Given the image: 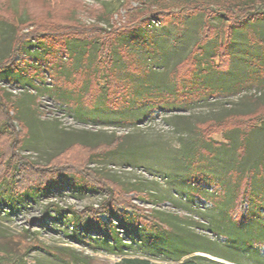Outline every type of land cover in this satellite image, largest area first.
I'll return each instance as SVG.
<instances>
[{
    "label": "rangeland",
    "instance_id": "374dc122",
    "mask_svg": "<svg viewBox=\"0 0 264 264\" xmlns=\"http://www.w3.org/2000/svg\"><path fill=\"white\" fill-rule=\"evenodd\" d=\"M142 2L129 0L126 8L120 0H0L3 20L0 21V62L10 55L14 25L22 28L25 35L33 30L37 20L96 25L97 33H108L125 23L128 9L141 10ZM99 9L113 14L111 19L100 13L91 15ZM261 13L264 14V8ZM210 23L212 27L226 25L221 18H213ZM203 24L202 15H185L166 27L149 23L147 28L152 34H145L146 29H142L118 38V46L133 43L135 47L129 48L132 52L125 59L118 54L121 50L107 54L111 60L109 69H113L109 72L107 91L106 74L101 73V67L98 68L101 76L98 81L94 78L92 89L88 77L82 78L84 72L90 74L97 69L95 41L73 42L72 53L78 52L79 57L73 58L69 67L63 61L57 67L54 58L61 56L55 44H26L15 56L17 62L23 60L18 66V81H12L13 71L9 67L0 68V106L7 101L13 103L17 114L12 111L9 114L18 117L26 129L24 134L20 124L14 122L17 137L12 143L17 144L16 148L0 138L3 161L9 160L13 150L21 157L16 163L5 162L0 173L13 175L19 183V179L25 178L26 163L46 167L55 155L72 144L110 146L109 152L95 157L85 167L145 194L147 200L130 194L131 204L145 214L154 210V215L168 224L175 239L170 242V239L148 238L140 227L134 229V237L121 232L119 238L128 246L125 252L129 256L158 258L157 262L165 260L170 264L192 259L196 264H264V126L232 119L234 114L264 110V16L233 27L229 50H218L215 54L218 38L209 41L204 46L199 69L193 60L189 61L185 77L192 83L189 92L201 94L187 103L180 101L182 96L176 94L175 76L173 80L169 73L199 40ZM135 37L140 42H134ZM86 46L88 57L82 60L84 56L79 52ZM30 53L56 66L62 82L57 85L53 81L49 65L43 63L45 66L41 67L36 60L29 61ZM151 53L150 59L145 57ZM61 60L67 59L63 56ZM80 68H83L81 74L72 79ZM129 76L134 79L129 80ZM200 77L205 79L203 88ZM163 95L167 99L161 104ZM173 100L176 103L170 104ZM227 119L235 126L220 133L217 126L226 124ZM209 121L214 127L206 131L209 141H205L202 123ZM243 133L247 137L241 148ZM86 157L87 151L75 147L64 154L62 162L82 164ZM195 176L210 183L205 187L200 182L199 187L207 188L205 194L215 197V205L208 199L196 198L199 205L193 201L191 191L196 186L191 179ZM243 177L250 180L247 184L250 194L234 212V198ZM53 184L48 190L29 193L13 208L0 204V237L18 244L23 242L20 264H61L38 248L27 249L37 243L90 255L94 257L92 264L118 262L121 257L108 252L113 248H103L95 241L94 233L88 244L81 236H74L70 215L57 212L64 208L77 211L97 207L107 198L106 193L65 180ZM50 203L56 207H48ZM44 211L48 215L41 220ZM101 220L105 222L106 216H101ZM179 242L184 246H179L177 254L167 250L168 245ZM183 250L192 255L183 256L178 262L167 261L178 257Z\"/></svg>",
    "mask_w": 264,
    "mask_h": 264
},
{
    "label": "trees",
    "instance_id": "16d2710c",
    "mask_svg": "<svg viewBox=\"0 0 264 264\" xmlns=\"http://www.w3.org/2000/svg\"><path fill=\"white\" fill-rule=\"evenodd\" d=\"M120 1L123 2L122 4L124 7H129V0ZM142 6L143 8L141 10L128 9L126 18L127 20L125 21V23L119 28L115 27L114 29H111L108 33H97L98 27L96 25H81L76 22L61 24L60 22L55 23L48 20V22H41L37 20L33 24V30L25 35L22 33V28L14 25L16 31L14 38L11 41L10 55L0 62V68L2 69V67H9V69L13 71V74H11V77H13L11 78L12 81H18V78H20L16 76L20 71L18 66L22 64L23 60L17 62V59L15 60V56L23 50L26 44H29L31 42L38 44H46L47 42H49L51 44H55L56 46H58V55H60L61 58L64 56L67 59L66 61H64L61 60V58H58V56H55L56 58L54 59H56L57 67L59 66V63L61 61H63V65L65 67H69V64H71L72 60H74L73 58L79 57L77 56L78 52H76L75 54L72 53V49L74 47L73 42L86 43L95 41V44L98 45V49L95 52L97 63L95 68L98 69L99 67H101V73L104 72L106 74V83L108 86L106 87L105 91H107L109 90V72L110 70H113L112 68L109 69L111 60L107 59L108 55H110L115 50L117 52L121 50L122 53L118 52V54H120V56H123V59H125V57L129 55V52H132L129 48L133 46V43H131L129 46L123 44L118 46V38L128 33L134 35L137 31H140L142 29H146L145 34H152V31H149V29L147 28L149 23H158V25H160L161 27H166L170 24V22L182 19L185 15L194 16L199 14L202 15V21L204 23L201 29L199 40L193 45L185 58L174 64V68L169 73V76H171L173 80L175 76L174 82L176 84V94L182 96V100L180 101H186L187 103H189L196 99L197 96H199L198 94H201L200 91H193V93L189 92V87L192 83H190L191 81L185 79L187 71L189 69L187 67V64L190 63L189 61L193 60L199 69V65L201 61H203L202 58L205 53L204 46L209 41L213 40V38H218V42L215 46V54L219 52L218 50H229V44L232 40L231 31L233 27L238 28L243 22H254L255 20L264 16V14L261 13V10L264 8V0H144V2H142ZM99 13L106 19H108L109 17L111 19L113 15L108 14L104 9L92 11L91 15L95 17ZM213 18L223 19L226 25L222 28L215 26L212 27L210 21L213 20ZM0 21L3 20L0 18ZM96 21L99 22L98 17L96 18ZM134 42H140L139 38L135 37ZM143 42L144 40L141 42V45ZM151 46L153 47L154 43ZM123 49H125V51H123ZM87 50L88 47L86 46L83 48L82 52H79L80 54L82 53L81 56H84L82 60H86V57H88ZM152 54L153 53H151L149 56L146 55L145 57H148V59H150V56H152ZM142 56H144V54H142ZM28 57L29 61L32 59L36 60L38 65H40L41 67H44L45 64L49 65L48 62H45L46 60L41 61V58L33 56V54L31 53L28 54ZM57 67H54L53 65L48 66L49 70L53 71L52 73H50L53 81H56V84H59L60 82H62V80L59 79L60 76L58 75L59 70L57 69ZM97 69L94 73L90 72V74H86V71L84 72L85 74L82 75V78L88 77V81L90 84L89 89H92L94 78H96V80L98 81L101 76L99 69ZM82 71L83 68L77 69V71L73 73L72 79H75L74 77L76 76V74L77 76H79ZM201 77H203V75H201ZM201 77L198 80L201 84V87L203 88L205 87L203 85L205 79ZM23 78L25 77L23 76ZM130 78L134 79V77L132 76H129V80ZM163 99L162 101L160 99L161 104L164 103V101L167 99V96L164 97L163 95ZM173 102H175V100L169 101L170 104H173ZM262 107H264V104ZM14 109L15 108L13 103L9 101L4 103L3 106H0V138L10 141L12 148L18 147L17 144L12 143V139L17 137V133H15L13 124L14 122H18L20 124V122L17 120L18 117L14 118L9 114L11 111V113L17 114L16 110L14 112ZM229 119H227L226 124H224L225 126L223 124L217 126L220 133L229 132L231 129L230 127L235 126L233 125V123L228 122L230 121ZM232 119H239L246 122L252 121L254 123L253 126L256 127H258L259 125L264 126V110H262L261 112L259 110H255L253 112L244 114H234V116H232ZM210 122L211 121L202 123V126L205 129L202 132V136L204 137L205 141H209L206 137V131L214 127L213 123ZM20 128H22V131L25 134L26 129L22 124H20ZM245 134L246 133H243V137H240L239 147L241 148H243L245 144V140L247 137L245 136ZM75 147H80L87 151L85 163H75L73 165L63 163L62 157L64 156V154L75 149ZM109 148L110 146L88 147L79 143L72 144L61 150L59 154L55 155V157L50 160L46 167L38 168L37 166L26 163L27 165L24 168L26 171L25 178L19 179V183L14 181L16 178H13V175L9 174L3 176L0 173V204L6 208H13L17 203L20 202L21 198L25 197L29 193L34 192L35 190H48L50 186L54 185L53 183L56 180H65L70 184L87 188L94 187L97 189H101L106 193L107 198L97 207H85L82 210L77 211L73 208H64L63 210L58 209L57 212L70 215L71 219L69 223L72 227V234L74 236H81V238L85 240V243L88 244V242L93 239H91V235L94 233L97 237L94 238L95 241H98L103 248H113L108 252L121 257L118 262L113 264H156L152 263L150 260L158 261V258L140 259L144 257L129 256L128 253L125 252V249H127L128 246L124 243L123 239L119 238V235L121 232H123L127 237H134V229L140 227L145 233L144 235L148 238H153L155 240L161 241L170 239L169 241L172 242L175 239L174 236H172V230L170 229L168 224L165 223V221H161L159 218H157L154 215V210L149 211L148 214H145L143 212L144 210L138 209L134 204H131V199L129 198L130 194H134L142 200H147L148 198H146L145 194L138 191L134 187H124V185L120 182L118 183L106 176H103L92 168L85 167V165H90L95 157L104 155V153L109 152ZM12 153V155L8 156L9 160L7 161H3L2 156L4 154H0V166L4 165L5 162L9 163L14 161L16 163L17 161H19V159H21V157L16 156L14 150ZM257 167L260 168L261 164L257 165ZM23 173L24 172L21 168V176ZM191 180L195 183L196 186L195 191H191V194L195 197L193 201L195 202L196 198L203 200L208 199L212 202L213 205H215V197L210 195L207 196L205 194L207 188L202 189L203 187H199L200 182L204 184L203 186H205V184L210 185V183L206 180H200L196 176ZM248 181L250 180H248L247 177H243V179L241 180V183L243 184H241V186L239 187V191L237 192L238 194L234 198V212L235 209L241 207L245 203L248 195L250 194L247 187ZM54 206L56 207V205L52 203L48 205V207ZM47 215L48 212L44 211L40 219L42 220L43 218L47 217ZM101 216H106L107 220L105 222L102 221ZM240 219H243V215H240ZM114 221H116L117 223L114 224ZM222 221L224 222L225 220L222 218ZM15 243L17 242H10L9 238L4 239V237H0V264H20L23 258V256H21V245L23 244V242L19 244L17 243V247L14 245ZM171 244L172 245H168L167 250L172 251L173 254H177L179 246L183 245L181 242L177 244ZM169 246L174 247L172 248ZM36 248L42 250L46 255L56 258L61 264H92L94 260V257L90 255L82 253L75 254L66 247H56L51 245L49 246L42 243H37V245L35 246H27V249L29 250ZM179 252H181V254L178 255V257L168 259L167 261L178 262L180 261L181 257L192 255V252H189L187 250L184 252ZM161 262L164 263L166 261L164 260ZM166 264L170 263L166 262ZM179 264L196 263L194 262V259H192L185 260Z\"/></svg>",
    "mask_w": 264,
    "mask_h": 264
},
{
    "label": "crops",
    "instance_id": "0c3cea01",
    "mask_svg": "<svg viewBox=\"0 0 264 264\" xmlns=\"http://www.w3.org/2000/svg\"><path fill=\"white\" fill-rule=\"evenodd\" d=\"M140 259H145V258H140ZM152 263H156V264H166L165 262L164 263H159V262H157V261H154V260H150Z\"/></svg>",
    "mask_w": 264,
    "mask_h": 264
},
{
    "label": "built area",
    "instance_id": "2783aa9c",
    "mask_svg": "<svg viewBox=\"0 0 264 264\" xmlns=\"http://www.w3.org/2000/svg\"><path fill=\"white\" fill-rule=\"evenodd\" d=\"M195 202H196V204H198V205L200 204V202H199V200H198V199H197V201H195Z\"/></svg>",
    "mask_w": 264,
    "mask_h": 264
}]
</instances>
